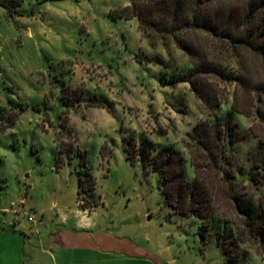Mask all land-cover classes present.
<instances>
[{"label": "rangeland", "instance_id": "obj_1", "mask_svg": "<svg viewBox=\"0 0 264 264\" xmlns=\"http://www.w3.org/2000/svg\"><path fill=\"white\" fill-rule=\"evenodd\" d=\"M129 3L23 0L22 14L0 5V218L27 229L44 222L46 236L49 227L63 226L57 210L76 217L82 208L78 190L88 172L95 194L83 196L97 205L85 209L83 219L113 226L144 248L134 264H264L259 245L245 236L236 240L235 224H215L203 237L199 220L171 214L159 173L127 158L129 138L155 150L172 146L193 178L189 133L203 120L214 121V113L231 111L236 91V82L209 73L223 102L206 105L182 79L191 64L183 49L152 44L137 17L113 14ZM217 44L218 61L229 73L234 50ZM251 112L236 114L231 160L245 186L250 173L264 184V97L254 99ZM257 195L264 206V186Z\"/></svg>", "mask_w": 264, "mask_h": 264}, {"label": "trees", "instance_id": "obj_2", "mask_svg": "<svg viewBox=\"0 0 264 264\" xmlns=\"http://www.w3.org/2000/svg\"><path fill=\"white\" fill-rule=\"evenodd\" d=\"M22 2L0 0V5L10 14H22ZM112 12L119 18L137 17L141 31L152 44L161 40L166 47L175 44L183 49L191 57V64L182 79L191 83L206 105L223 102L215 95L209 73L236 82L231 111L214 113V121L203 120L189 133L193 178L188 176L185 158L172 146L155 150L129 138L125 152L132 162L140 160L147 171L159 173L158 186L164 202L172 208L171 214L199 220L203 237L213 225L231 223L240 230L238 242H245V236L264 251V206L257 195L263 181L250 173V184L245 186L236 180L231 161L236 153V114L251 117L254 99L261 101L264 97V0H130ZM216 42L234 50L229 73V68L218 61ZM251 129H255L254 123ZM81 181L79 204L91 209L97 202L88 204L83 195L86 191L95 194L93 177L86 172ZM222 237L218 234L216 240L227 252Z\"/></svg>", "mask_w": 264, "mask_h": 264}, {"label": "crops", "instance_id": "obj_3", "mask_svg": "<svg viewBox=\"0 0 264 264\" xmlns=\"http://www.w3.org/2000/svg\"><path fill=\"white\" fill-rule=\"evenodd\" d=\"M74 213L76 217L66 209L57 210L63 226L49 227L46 236L44 222L27 229L21 222L13 226L6 217L0 218V264H134L133 257L145 254L126 235L115 234L113 226L85 221V209L76 208Z\"/></svg>", "mask_w": 264, "mask_h": 264}, {"label": "built area", "instance_id": "obj_4", "mask_svg": "<svg viewBox=\"0 0 264 264\" xmlns=\"http://www.w3.org/2000/svg\"><path fill=\"white\" fill-rule=\"evenodd\" d=\"M33 218H34L33 216H30V219H31V220H33Z\"/></svg>", "mask_w": 264, "mask_h": 264}]
</instances>
